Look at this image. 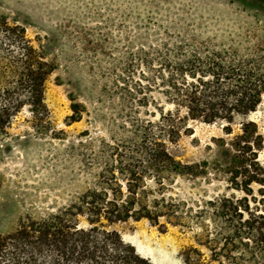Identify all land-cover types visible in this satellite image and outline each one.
<instances>
[{
	"label": "trees",
	"instance_id": "obj_1",
	"mask_svg": "<svg viewBox=\"0 0 264 264\" xmlns=\"http://www.w3.org/2000/svg\"><path fill=\"white\" fill-rule=\"evenodd\" d=\"M246 2L264 7V0ZM134 67L141 69L138 79L131 74ZM55 68L27 38L24 26L0 15V135L9 134L23 111L35 131L56 135L45 102L46 81ZM123 70L113 90L104 92L127 110L121 135L101 139L98 149L87 139L79 141L91 146L83 165L84 188L69 203L38 217L27 214L11 231L0 233V264H154L118 229L142 219L192 233L193 243L182 250L184 264H264V165L258 159L263 137L248 119L264 93V41L243 53L208 41H165L140 48ZM153 88L174 111L148 100ZM68 98L70 119L79 121L85 106L73 94ZM133 101L138 107L152 104L158 119L135 116L139 110ZM238 116L243 117L240 133L219 139V159L211 169L225 174L229 188L245 195L179 197L177 178L206 176L210 164L182 162L166 142L185 132L189 119L224 121L231 134ZM253 184L261 186V198Z\"/></svg>",
	"mask_w": 264,
	"mask_h": 264
},
{
	"label": "rangeland",
	"instance_id": "obj_2",
	"mask_svg": "<svg viewBox=\"0 0 264 264\" xmlns=\"http://www.w3.org/2000/svg\"><path fill=\"white\" fill-rule=\"evenodd\" d=\"M246 1L0 0V15L24 26L27 38L56 66L45 87L56 135L35 131L28 122V111L16 118L8 135H0V233L11 231L27 214L38 217L69 203L84 188L83 165L91 146H81L79 141L87 139L85 143L91 141L98 149L101 139L121 135L127 110L104 92L113 90L124 73V62L136 59L140 48L165 41H208L243 53L255 41H264V7ZM143 70L150 77V69ZM140 71L131 68L134 79ZM69 94L85 106L79 121L70 119ZM148 100L165 111L175 110L155 88ZM131 106L142 119L159 117L152 104L138 107L133 101ZM145 109L156 112L155 116ZM181 114H185L183 109ZM248 119L257 124L263 137L258 159L264 165V93ZM242 120L236 117L230 125L233 132L227 134L224 121L189 119L187 130L174 142H166L176 159L210 164L206 176L177 178L179 197L205 200L223 194L245 195L229 188L225 174L211 169L219 159V139L229 140L240 133ZM252 187L261 198V186ZM118 229L127 243L154 264H184L182 250L193 243L191 232L152 225L145 219L121 223Z\"/></svg>",
	"mask_w": 264,
	"mask_h": 264
}]
</instances>
